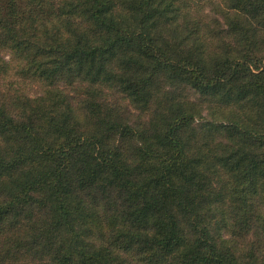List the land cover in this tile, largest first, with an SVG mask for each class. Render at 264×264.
I'll use <instances>...</instances> for the list:
<instances>
[{
	"label": "trees",
	"instance_id": "obj_1",
	"mask_svg": "<svg viewBox=\"0 0 264 264\" xmlns=\"http://www.w3.org/2000/svg\"><path fill=\"white\" fill-rule=\"evenodd\" d=\"M38 1L0 0V48L31 65L27 76L85 83L87 97L119 84L143 98L166 80L180 98L185 86L214 106L248 97L264 105V0H221L225 28L213 32L208 16L190 15L187 4L203 0H80L60 12L64 23L46 22L42 38L22 27L26 5ZM31 45L39 56L25 51ZM66 96L48 90L14 114L0 104V264H132L131 256L141 264H264V215H221L228 235L255 238L235 254L211 230L217 216L204 213L222 172L234 179L238 209L264 197V151L251 150L264 143V126L221 124L217 132L235 139L229 147L238 156L205 171L201 162L209 161L181 138L196 119L192 103L172 106L155 144L131 124L81 130L64 109ZM46 101L52 114L40 112ZM115 130L117 142L106 140ZM130 140L134 160L119 146Z\"/></svg>",
	"mask_w": 264,
	"mask_h": 264
},
{
	"label": "rangeland",
	"instance_id": "obj_2",
	"mask_svg": "<svg viewBox=\"0 0 264 264\" xmlns=\"http://www.w3.org/2000/svg\"><path fill=\"white\" fill-rule=\"evenodd\" d=\"M80 0H40L26 5L30 17L22 25L24 30L32 35L37 34L42 38L45 31L46 22L53 21L56 24L64 23L66 17L60 12L70 6L76 5ZM191 9V16L202 14L208 16L204 22L205 29L213 32L215 29H223L226 6L221 0H203L200 2L188 3ZM62 15V16H61ZM64 16V17H63ZM44 24V25H42ZM57 34V30L53 29ZM67 36H61V40L65 41ZM30 45V44H29ZM23 49V47H22ZM32 56H39L42 50L36 51L31 45L29 50H26ZM47 59H44L46 62ZM35 66V65H34ZM31 65L19 58L16 52L11 49L0 48V104L4 105L6 111L14 114L19 112L20 107L24 104L35 106V102L46 96L48 90L62 91L65 98V108L71 110L66 113H71V121H75L83 131L99 132V128H105L110 124H131L137 130L142 131L148 138V141L155 143L157 137L166 129V118L169 116V110L178 102L183 101L186 104L192 103V108L196 113V119L189 123L187 127L181 130V138L186 143L189 153L194 155H203L209 164L202 160L201 167L205 171L213 170V164L218 165V161L229 160L234 162L238 154L234 157L232 146L235 139L229 134V138L217 132V128L221 125H230L239 121L243 124L244 129L248 131H260L264 126V105L255 98H246L245 100L228 105H215L197 95L190 88L185 86L182 93L186 97H177L179 93L172 94L175 89L164 80L163 83L156 82L158 88H151L147 96L137 98L132 92H127L122 85L112 84L100 86L90 90V97H87V89L85 83H76V86H71L62 79H53L44 81L38 76H27L26 70ZM117 70V68H116ZM186 93V94H185ZM79 95V96H78ZM52 102V101H51ZM88 103H95L100 107V111L95 115L92 114L91 108H88ZM50 101L41 103L43 108L42 113H48ZM195 107V108H194ZM52 114L51 112H49ZM117 130L106 136V140L117 142ZM243 152H252L257 150L262 153L264 151V143H252L253 148L250 150L248 141H243ZM156 144V143H155ZM120 149L128 160L136 158L137 141H127L119 143ZM219 182V183H218ZM224 184L222 193L215 192V184ZM262 182V181H261ZM213 189L208 192V200L204 213L209 216H217L212 224L214 236L228 240L229 247L235 254L248 252L249 245L255 240L250 236L242 239L241 242L232 237L230 232L228 235V226L220 220L221 215L231 216L237 212L264 215V197L256 196L254 199L247 198L242 208L238 209L234 205L237 204L238 197L234 195L236 184L229 172H222L220 176H215ZM242 185L239 191L242 190ZM240 244V245H239ZM264 245V243L262 242ZM261 247H263L261 245ZM132 264H141L133 256L129 257ZM264 261V256L260 262Z\"/></svg>",
	"mask_w": 264,
	"mask_h": 264
}]
</instances>
